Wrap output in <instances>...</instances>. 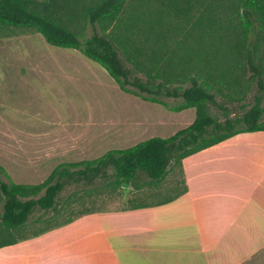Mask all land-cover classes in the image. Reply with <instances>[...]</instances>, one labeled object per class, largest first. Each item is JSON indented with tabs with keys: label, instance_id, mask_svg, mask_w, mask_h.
I'll return each instance as SVG.
<instances>
[{
	"label": "trees",
	"instance_id": "trees-1",
	"mask_svg": "<svg viewBox=\"0 0 264 264\" xmlns=\"http://www.w3.org/2000/svg\"><path fill=\"white\" fill-rule=\"evenodd\" d=\"M25 33L78 51L121 92L165 107L164 99H172V112L193 109L194 119L168 138L152 137L91 161L60 163L39 184L14 183L0 166V248L26 239L23 231L33 214L61 217L63 204L78 192L111 193L127 185L158 197L185 158L238 134L264 132V0H0V41ZM178 65L185 74L177 72ZM235 69L246 72L259 92L241 112L216 98L233 99L223 89L239 85ZM211 107L223 119L214 118ZM69 187L74 190L61 199ZM184 192L131 206L166 205Z\"/></svg>",
	"mask_w": 264,
	"mask_h": 264
},
{
	"label": "rangeland",
	"instance_id": "rangeland-1",
	"mask_svg": "<svg viewBox=\"0 0 264 264\" xmlns=\"http://www.w3.org/2000/svg\"><path fill=\"white\" fill-rule=\"evenodd\" d=\"M223 18L229 17L224 15ZM73 23L77 26L75 29L80 28L78 21ZM25 34L7 38L5 49L0 48V60L5 59V64L0 66V98L6 97L7 101L17 104L24 101L25 92L19 93L15 89L18 82L15 77L18 67H15L11 60L36 57L42 61L55 62L56 66L49 67V69L61 88L56 93L58 101L52 102L54 105H52V109L49 108V111L57 112L61 120L47 122V118H50L47 116L44 118L46 120L41 123L27 122L23 127L35 125L33 133H38L41 138L43 133L46 137L43 140H40L41 138L30 140L25 137L18 141L17 137L24 136L19 135L22 132L17 130V116L4 114L0 99V166L5 169L14 183L39 184L45 180L56 165L61 163V160L93 159L109 150L125 149L152 137L168 138L193 121V109L176 113L169 109L177 104L172 99H164L168 105L165 107L142 101L131 95H124L103 68L82 56L78 51L52 47L46 44L39 34L35 39L22 36ZM33 45L40 47V50H35ZM178 69V73L184 71L183 66L178 65ZM139 76L144 77L143 75ZM232 77L238 79L239 85H233L231 89H223V93L230 94V98L233 99L227 101L225 97L219 95H216V98L229 110L241 112L254 104V96L259 92L256 90L254 81L246 72L232 70ZM10 91L12 94L8 93ZM34 100L38 101V97H35ZM261 106L264 107V100ZM210 113L218 120L224 117L221 111L215 107H211ZM26 133L27 136L31 132ZM234 140L256 143L254 146L245 143L236 144L237 148L230 152L236 161L231 164H239L240 168H247L250 167L249 164L256 163L262 168L264 167V133L244 134ZM71 144L74 145L72 148L76 150L82 148L83 151L64 153L65 149L69 151L68 148H71H66V145L70 146ZM230 145L228 144V146ZM213 152L215 151H208L207 154ZM205 159L203 162H201L202 159H195V157L188 159L184 163L186 173L183 171V165L174 168L162 184L163 190L160 189L158 197L155 195V191L136 192L130 186L111 193L108 191L101 193L94 191L87 194L78 192L76 198L67 199V202L63 204L66 212L61 217L53 218L51 213L42 214V212L33 214L23 231L26 241L20 244H26L30 250H35L40 249L43 244L42 238H47L50 235L61 239H58L60 242L67 241L66 238L74 236L82 238L85 236L83 234L99 229L104 223L111 222L108 220H126L120 224L125 226L121 227L125 230L129 229L126 226L133 221L132 219L145 220L150 213L161 216L163 210L169 206H186L187 198L184 196L160 207L149 206L144 209H132L134 206L131 205L140 202L152 205V202H156V200L181 192L185 189L184 178L186 175L191 177L190 182L193 184V181L198 179L197 175L203 173V181L208 183L210 179L207 177L212 176L208 172L222 169L225 164L210 161L209 157ZM248 172L249 176L253 178L252 180L257 183L255 188H251L254 186L247 182L246 177H239L242 176L239 172H237V176L229 174L212 176L215 183L224 185V191L221 194L223 197L219 198L218 205L208 206L210 210L214 207L218 208L215 215L217 225L202 226L201 230L203 234L207 235H248V264H264V170L255 166L251 167ZM3 180L7 181L5 178ZM73 190V187L67 188L61 195V199H65ZM194 198L195 194L188 197L189 200ZM247 199H249L248 206L244 205L247 203ZM196 200L200 202L205 199L199 195ZM238 204L243 206H238ZM203 206L207 207L206 204ZM173 213L175 212H171V214ZM70 217L72 218L71 223L63 225L66 218ZM69 225L73 226L74 232L70 233L67 230ZM130 229L132 236L142 234L141 227H130ZM45 230L48 231L38 236L34 235L37 231Z\"/></svg>",
	"mask_w": 264,
	"mask_h": 264
},
{
	"label": "crops",
	"instance_id": "crops-1",
	"mask_svg": "<svg viewBox=\"0 0 264 264\" xmlns=\"http://www.w3.org/2000/svg\"><path fill=\"white\" fill-rule=\"evenodd\" d=\"M37 34L27 33L22 36L33 37L35 39V37H38ZM5 40H1L0 48L3 47L5 49ZM32 47L35 50H40V47L35 45ZM11 61H13L11 63H14L15 67H18L15 75L18 82L15 89L19 93L21 91L25 92V97H23L24 101L19 104L7 101L6 97L3 99L0 98L2 100L1 107L4 114L17 116V130L18 132H22L19 135L24 136L17 137L18 141L25 137L30 140L40 139L41 137L38 136V133H33L35 131L33 127L35 125L30 127L29 125L23 126L27 122L32 124H36L37 122L41 123L46 120L44 118H47V116L50 117L47 118V122L61 120L57 112L53 110L52 112L49 111L50 107L51 109L53 108L52 105L54 103L52 102L58 101L56 93L61 88L56 83L55 76L49 69V67L56 66V63L42 61L36 57ZM3 64H5V59L0 60V66H3ZM41 67L48 69H42ZM8 93L12 94L11 91ZM35 97H38V101L34 100ZM50 113L52 114L50 115ZM10 130H13V128H10ZM28 131L31 133H28L26 136V132ZM244 134L248 135L253 133L238 134L216 146L191 155L182 161L180 167L183 165V171L186 173L184 163L188 159L195 157V159H202L201 162H203L206 160V157H209L210 161H215L222 165L225 164L222 169L208 172L212 176L217 174L237 176V172H239L242 175L239 177H246L247 182L254 186L251 188H255L257 183L252 180L253 178L249 176L248 171L251 167L258 166L263 170L264 167L262 168L256 163L249 164L250 167L247 168H240L239 164H231L236 161L230 153L233 149L237 148L235 147L236 144L241 145L245 143L254 146V143H256L234 140L236 137ZM44 137L46 135L42 133L40 140H43ZM228 144L231 145L228 146ZM73 146V144L70 146L66 145V148H71H68L69 151L65 149L64 153L71 154L72 152L83 151L82 148L76 150L72 148ZM208 151L215 152L207 154ZM97 158L84 160L67 159L61 160L60 162L73 163L91 161ZM202 175L203 173L198 174V179L193 181V184L190 182L191 177H188V175L185 176V192L175 200L182 196L186 197V206H169V208L163 210L161 216L150 213L145 220L132 219L133 221L129 222L126 226L129 229L125 230L121 229V227L125 226H121L120 224L121 222H126V220H108L111 222L104 223L99 229L83 234L85 236L82 235V238L74 236L73 238H66L65 240L67 241L60 242L59 240L61 239L50 235L47 238H42L43 240L41 241L43 244L40 246V249L30 250L26 244H22V246L20 243L26 241L25 239L15 245L0 248V264H248V235L217 236L216 234L207 235L202 233V226L213 227L217 225L215 215L218 208L214 207L210 210L208 206L218 205V200L223 197L221 194L224 191V185L222 183H215L213 181L215 179L212 176L207 177L210 180L206 183L203 181ZM192 194H195V198L189 200L188 197H191ZM199 195L205 200L198 202L196 199ZM203 204H206L207 207H204ZM248 204L249 199H247V203L244 205L248 206ZM232 206L234 205L232 204ZM238 206L243 205L238 204ZM209 211L211 214L208 213ZM171 212L175 213L171 214ZM149 219L150 221H148ZM130 227H141L142 234L138 236L130 235ZM67 230L70 233L72 231L74 232L73 226L70 227V225Z\"/></svg>",
	"mask_w": 264,
	"mask_h": 264
},
{
	"label": "water",
	"instance_id": "water-1",
	"mask_svg": "<svg viewBox=\"0 0 264 264\" xmlns=\"http://www.w3.org/2000/svg\"><path fill=\"white\" fill-rule=\"evenodd\" d=\"M124 187H127V185H124Z\"/></svg>",
	"mask_w": 264,
	"mask_h": 264
}]
</instances>
